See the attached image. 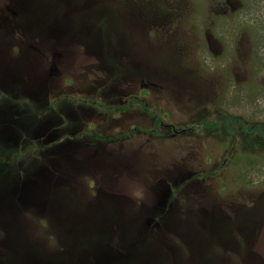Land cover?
I'll use <instances>...</instances> for the list:
<instances>
[{
	"label": "rangeland",
	"instance_id": "374dc122",
	"mask_svg": "<svg viewBox=\"0 0 264 264\" xmlns=\"http://www.w3.org/2000/svg\"><path fill=\"white\" fill-rule=\"evenodd\" d=\"M227 115L264 127V0H0V264H264Z\"/></svg>",
	"mask_w": 264,
	"mask_h": 264
},
{
	"label": "trees",
	"instance_id": "16d2710c",
	"mask_svg": "<svg viewBox=\"0 0 264 264\" xmlns=\"http://www.w3.org/2000/svg\"><path fill=\"white\" fill-rule=\"evenodd\" d=\"M136 104L138 108L142 109L145 112H149L146 108H141V101L137 98L130 100L125 105H120L118 107H112L116 111H124L128 109L131 105ZM153 118L156 120L157 124H160V120L151 112H149ZM237 127V130L246 136H255L261 138L264 141V127L257 125H249L245 123L242 119L235 116H224L215 120H210L207 118H201L197 121L195 128L203 130H228L231 127ZM170 128V133L179 134L180 131H176L172 126Z\"/></svg>",
	"mask_w": 264,
	"mask_h": 264
}]
</instances>
